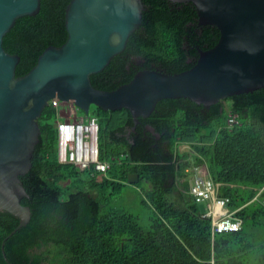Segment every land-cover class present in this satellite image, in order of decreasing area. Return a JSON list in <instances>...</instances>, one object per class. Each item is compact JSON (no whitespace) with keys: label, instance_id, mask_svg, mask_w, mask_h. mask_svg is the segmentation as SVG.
<instances>
[{"label":"trees","instance_id":"16d2710c","mask_svg":"<svg viewBox=\"0 0 264 264\" xmlns=\"http://www.w3.org/2000/svg\"><path fill=\"white\" fill-rule=\"evenodd\" d=\"M72 0H41L36 16L19 18L3 46L26 75L49 46H62ZM142 26L125 51L91 76L99 90L114 91L143 70L174 75L191 69L199 51L213 48L220 31L200 26L192 3L142 0ZM99 123L100 160L106 175L57 159L56 109L38 119L41 130L31 170L21 177L30 222L0 213V264H264V88L228 97L209 109L188 99L161 100L135 124L128 109L91 106ZM235 116L238 124L230 127ZM194 158L193 162L190 159ZM194 168L219 185L240 230L213 233L190 194ZM143 217L120 207L128 175Z\"/></svg>","mask_w":264,"mask_h":264},{"label":"water","instance_id":"95a60500","mask_svg":"<svg viewBox=\"0 0 264 264\" xmlns=\"http://www.w3.org/2000/svg\"><path fill=\"white\" fill-rule=\"evenodd\" d=\"M192 3L198 24L220 31L218 43L199 51L189 70L168 75L143 70L114 91L96 89L91 76L123 53L130 36L142 26V0H72L65 15L66 42L49 46L24 76H16L21 58L8 53L3 41L16 21L36 16L41 0H0V213L19 225L5 243L31 219L22 176L32 167L41 130L38 119L50 101L72 103L84 115L91 106L104 111L128 109L134 119L148 118L165 99H188L209 109L228 97L264 88V0H169ZM139 182L137 174L127 183ZM202 213L204 204L200 205Z\"/></svg>","mask_w":264,"mask_h":264},{"label":"built area","instance_id":"2783aa9c","mask_svg":"<svg viewBox=\"0 0 264 264\" xmlns=\"http://www.w3.org/2000/svg\"><path fill=\"white\" fill-rule=\"evenodd\" d=\"M56 109L57 159L59 163L71 164L78 168L106 175L110 169L108 161L100 160L99 123L96 117L78 115L74 105L55 98L50 101ZM238 124L235 116H230L228 125ZM194 158L190 159L193 162ZM189 192L195 201L204 204V216L212 220L213 233L234 232L240 230L241 223L233 219V212L227 207L228 198L218 196L219 185L211 179L192 171Z\"/></svg>","mask_w":264,"mask_h":264},{"label":"rangeland","instance_id":"374dc122","mask_svg":"<svg viewBox=\"0 0 264 264\" xmlns=\"http://www.w3.org/2000/svg\"><path fill=\"white\" fill-rule=\"evenodd\" d=\"M73 109H76L78 111L79 116H83V112L80 111L77 107L74 106ZM58 120L56 121V123ZM198 173L205 176L203 169H198ZM193 177V175H191ZM117 204L120 207L127 208L129 210H132V213H136L138 215H141L143 217L142 209L139 205V195L135 191V188L132 187V185H129L125 189V195L117 200Z\"/></svg>","mask_w":264,"mask_h":264}]
</instances>
